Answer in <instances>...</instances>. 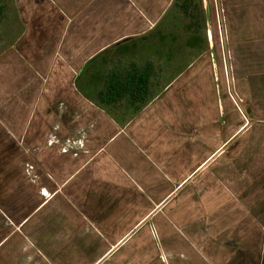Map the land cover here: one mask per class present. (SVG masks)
Listing matches in <instances>:
<instances>
[{"label":"crops","instance_id":"obj_1","mask_svg":"<svg viewBox=\"0 0 264 264\" xmlns=\"http://www.w3.org/2000/svg\"><path fill=\"white\" fill-rule=\"evenodd\" d=\"M0 3V264H264V0Z\"/></svg>","mask_w":264,"mask_h":264},{"label":"rangeland","instance_id":"obj_2","mask_svg":"<svg viewBox=\"0 0 264 264\" xmlns=\"http://www.w3.org/2000/svg\"><path fill=\"white\" fill-rule=\"evenodd\" d=\"M4 1H6V0H0V2H4ZM0 7H1V3H0ZM2 8V7H1ZM3 12V9H0V21L3 19V18H5V16H6V12H5V14L2 16V13ZM12 12V11H11ZM14 18V17H13ZM12 17H11V15H9V17L8 18H6V22L9 24L11 21H14V19H13ZM198 24H199V27L201 28V26H202V23H204L205 21H202V20H199L198 19ZM9 28H11L12 29V32H13V35H14V33H15V27L14 26H10ZM4 29V28H3ZM10 31V30H9ZM5 32H6V30H4L3 31V35H5ZM0 37H3L2 35H0ZM230 64V63H229ZM228 64V65H229ZM231 66V65H230ZM229 77H230V79L232 78L233 79V74H232V71L230 70V72H229Z\"/></svg>","mask_w":264,"mask_h":264},{"label":"water","instance_id":"obj_3","mask_svg":"<svg viewBox=\"0 0 264 264\" xmlns=\"http://www.w3.org/2000/svg\"><path fill=\"white\" fill-rule=\"evenodd\" d=\"M259 119L264 120V118H259Z\"/></svg>","mask_w":264,"mask_h":264}]
</instances>
